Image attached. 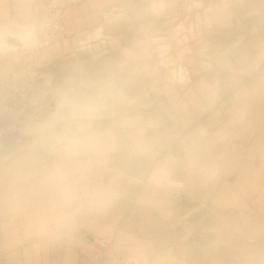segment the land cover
<instances>
[{
	"label": "crops",
	"instance_id": "1",
	"mask_svg": "<svg viewBox=\"0 0 264 264\" xmlns=\"http://www.w3.org/2000/svg\"><path fill=\"white\" fill-rule=\"evenodd\" d=\"M151 1L78 0L67 10V36L31 54L34 0H0V95L12 85L10 73L26 63L32 74L53 65L37 78L53 89L106 98L131 53L140 16L156 15ZM165 3L161 14L177 16L178 0ZM242 26L248 31L217 52L225 76L199 71L171 112L111 117L98 126L88 115L12 121L16 143L0 154V264L91 262L103 238H110V254L97 264H117L119 255L130 264H188L126 223L138 211L167 220L178 194L241 219L247 237L264 235V0H255ZM50 104L67 107L59 99ZM176 137L179 151L168 145ZM122 140L129 157L143 159L139 170L148 168L135 182L147 189L132 199L109 193L95 174Z\"/></svg>",
	"mask_w": 264,
	"mask_h": 264
},
{
	"label": "rangeland",
	"instance_id": "2",
	"mask_svg": "<svg viewBox=\"0 0 264 264\" xmlns=\"http://www.w3.org/2000/svg\"><path fill=\"white\" fill-rule=\"evenodd\" d=\"M178 3L180 14L175 17L142 13L139 28L129 40L131 53L106 98H99L96 92L65 94L54 89L51 97L59 99L66 108H47L40 103L37 110L33 106L30 114L21 119H38L43 113L74 119L88 115L96 118L98 126L111 117H134L159 109L170 111L181 89L199 71L213 68L215 75L224 77L227 71L217 52L230 48L248 31L249 27L242 26V17L254 9L255 0L245 5L229 0ZM43 108L46 111L40 112ZM177 140L170 138L168 145L179 151ZM127 147L125 140L116 144L115 156L95 174L109 193L124 191L129 197L128 190L136 186L137 178L144 180L141 176L148 168L139 170L143 159L139 155L129 157ZM172 207L174 214L167 220L153 212H134L127 218V226L137 227L159 246L172 248L188 264H264V235L247 237L241 219H232L228 211L183 194H178ZM232 222L239 224L237 228L231 227ZM114 259L117 264H124L118 257ZM123 260L130 264L128 256L123 255Z\"/></svg>",
	"mask_w": 264,
	"mask_h": 264
},
{
	"label": "built area",
	"instance_id": "3",
	"mask_svg": "<svg viewBox=\"0 0 264 264\" xmlns=\"http://www.w3.org/2000/svg\"><path fill=\"white\" fill-rule=\"evenodd\" d=\"M78 0H34V14L32 18L33 32L36 37V44L29 53L62 40L67 36V10L74 8ZM165 0H153L149 2L148 9L152 13H161L165 10ZM53 65L37 68V73L32 74L26 63H22L11 73V87L0 95V154L7 151L4 137L10 133L11 122L22 116L30 114L32 107L35 109L42 103L47 108L51 106L53 99L51 82L39 81L42 72H50ZM40 112L46 109H40ZM44 113L41 115L43 116ZM173 142H171L172 144ZM144 183L128 190L129 198H133L140 191L146 190ZM87 247V246H86ZM110 238H103L96 247V259L82 264H97L98 258L110 254ZM121 263H126L123 256H118Z\"/></svg>",
	"mask_w": 264,
	"mask_h": 264
},
{
	"label": "water",
	"instance_id": "4",
	"mask_svg": "<svg viewBox=\"0 0 264 264\" xmlns=\"http://www.w3.org/2000/svg\"><path fill=\"white\" fill-rule=\"evenodd\" d=\"M53 104V103H52ZM51 104V105H52ZM16 139H17V131H11L10 133H8L4 139H3V143L7 148H12L15 143H16Z\"/></svg>",
	"mask_w": 264,
	"mask_h": 264
},
{
	"label": "bare ground",
	"instance_id": "5",
	"mask_svg": "<svg viewBox=\"0 0 264 264\" xmlns=\"http://www.w3.org/2000/svg\"><path fill=\"white\" fill-rule=\"evenodd\" d=\"M52 100H56V99H52ZM57 101V100H56Z\"/></svg>",
	"mask_w": 264,
	"mask_h": 264
}]
</instances>
